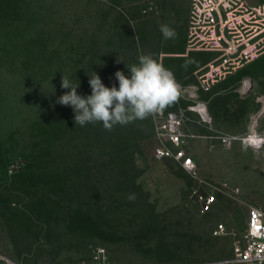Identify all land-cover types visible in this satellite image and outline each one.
<instances>
[{
    "label": "rangeland",
    "instance_id": "1",
    "mask_svg": "<svg viewBox=\"0 0 264 264\" xmlns=\"http://www.w3.org/2000/svg\"><path fill=\"white\" fill-rule=\"evenodd\" d=\"M166 4L0 0V150L9 159L8 174L0 172V254L20 264H95L99 257L112 264H246L233 261L234 244L246 240L248 208L264 209V146L258 156L242 143L250 130L264 134V55L210 97L219 103L214 114L208 109L211 126L233 124L232 114L218 115L238 108L251 110V127L231 145L191 139L188 153L202 182L179 159L156 158L152 115L108 131L99 122L76 125L71 106L57 103L71 90L61 87L62 75L86 97L93 72L118 87L112 76H127L134 53L154 57L162 45L179 44L175 28L176 37L161 45ZM14 5L19 13L7 17ZM227 102L229 110L220 109ZM54 123L62 128L55 158L34 149ZM196 187L216 198L203 214ZM219 224L226 232L215 235Z\"/></svg>",
    "mask_w": 264,
    "mask_h": 264
},
{
    "label": "built area",
    "instance_id": "2",
    "mask_svg": "<svg viewBox=\"0 0 264 264\" xmlns=\"http://www.w3.org/2000/svg\"><path fill=\"white\" fill-rule=\"evenodd\" d=\"M187 1L190 4L188 49L212 52L215 55L198 70L196 82L184 84L176 79L180 85L179 95L175 101L180 104L178 109H164L152 115L157 141L154 155L158 159H179L183 168L194 178L199 179L198 164L188 153L191 139L198 135L187 131L186 124L189 122L207 124L212 133L204 137L219 140L224 145H231L234 140L243 138L241 135L231 134L211 126L210 118L208 119L200 109H208V101L204 99V94L212 92L217 83L264 54V1L256 3L248 0ZM169 70L173 73L171 69ZM190 112L196 113L197 118H192ZM258 134L264 136V134ZM194 196L198 210L202 214L208 212L216 200L214 193L202 187L194 189ZM246 231L245 242L234 244L233 261L264 264V209L262 207L248 208ZM225 232L224 224H219L214 229L215 235H222ZM0 264L20 263L0 254ZM95 264L112 263L106 262L104 257H99V261ZM215 264H222V262Z\"/></svg>",
    "mask_w": 264,
    "mask_h": 264
},
{
    "label": "clouds",
    "instance_id": "3",
    "mask_svg": "<svg viewBox=\"0 0 264 264\" xmlns=\"http://www.w3.org/2000/svg\"><path fill=\"white\" fill-rule=\"evenodd\" d=\"M160 32L165 39H174L176 32L168 25H161ZM117 62H121L117 59ZM186 67V65H185ZM130 77L122 71L115 73L118 87H106L99 75L89 76L91 94L78 95V84H73L62 75L61 87L71 89L59 97L57 103L71 106L75 124L102 123L111 131L115 125H127L136 120H144L172 105L178 98L179 87L174 74L151 54H140L138 64L128 68ZM264 146V136L250 135L242 143V149L252 147L259 156ZM130 200L135 195L129 196Z\"/></svg>",
    "mask_w": 264,
    "mask_h": 264
},
{
    "label": "crops",
    "instance_id": "4",
    "mask_svg": "<svg viewBox=\"0 0 264 264\" xmlns=\"http://www.w3.org/2000/svg\"><path fill=\"white\" fill-rule=\"evenodd\" d=\"M166 3H167L166 6L164 7L162 6L161 10L163 14H168V15L167 17L162 18L161 21L164 22L161 25H171V28L174 29L175 31L178 30L175 28H179V32H181L180 34L181 42L179 44L175 43V44H171V45L167 44L163 46L162 44L164 43L163 42L164 37L161 33V38H162L161 51L159 50L156 51L155 53L156 55L154 56V58H156L159 62H161L165 67L171 69L178 81L183 82L184 84H191L196 82V74L198 70H200L207 62H209L214 57L215 54L212 52L192 51L188 49L187 39H188V21H189V10H190L189 2L187 0H166ZM152 18L153 19L150 20L151 21L150 23L156 25L157 19L154 16H152ZM152 28H157V27L153 26ZM136 53H134V55L131 57L129 66L138 64L139 54ZM128 68L125 69V71L127 76L130 77V72ZM122 72L125 73L123 70ZM236 72L233 73L231 76L236 74ZM231 76L228 78L229 80L227 79L218 83V85L213 88L212 91L213 93H206L203 95L204 99L208 101L207 107L208 109H210V112L212 114H214L215 112H212L211 110L213 108H216V106L218 107L219 103L216 100L210 103V97H214V95L216 96L217 93L224 90V89L216 90V88L217 87L221 88L222 86H225L227 82L230 81ZM245 86L246 85L244 84L243 89H245ZM179 105L180 104L174 102L172 105L168 106L166 110H176L178 109ZM224 105L225 107L220 106V109H224V108L228 109L229 107L228 102L224 103ZM208 109L205 110L207 113V118L209 119L210 114ZM236 109L233 111L230 110L229 112H225L224 114L219 113L218 115L228 118L232 114L233 117L236 118L233 124L230 123L227 124L228 122L225 120L223 123L222 121H220L221 123L219 122L215 126L213 124V126L218 127V129L220 128V130H223L221 128H224L225 130L223 131L225 132L243 136L251 127V123L249 120V115L251 110L249 109L248 112L242 113V112H237L239 109L238 108ZM189 114L192 118H197V116L195 115L196 113L190 112ZM215 116L217 115L215 114ZM186 125L192 128L189 129V127H187L188 128L187 131L198 135L195 138H205L204 136L209 134L208 132L209 128L207 124L204 123L198 124L195 122H189ZM192 126L193 127L196 126V129L194 130ZM250 131L253 132L252 130Z\"/></svg>",
    "mask_w": 264,
    "mask_h": 264
},
{
    "label": "trees",
    "instance_id": "5",
    "mask_svg": "<svg viewBox=\"0 0 264 264\" xmlns=\"http://www.w3.org/2000/svg\"><path fill=\"white\" fill-rule=\"evenodd\" d=\"M11 8V7H10ZM15 5L14 7H12V9H9L8 12L6 13V16H10V14L12 13L14 16H17V11L15 10ZM264 55V54H263ZM263 55L259 56L258 58H256L255 60L259 59L260 57H262ZM254 60V61H255ZM252 61V62H254ZM250 62V63H252ZM248 63V64H250ZM246 64V65H248ZM245 65V66H246ZM243 66V67H245ZM241 69V68H240ZM117 71L114 72V75L112 76L113 78H115V73ZM232 75V74H231ZM231 75H229L227 78H225L224 80H227ZM232 78V76H231ZM230 78V79H231ZM116 80V78H115ZM222 80V81H224ZM229 80V79H228ZM220 81V82H222ZM219 82V83H220ZM218 85V83L215 85V87ZM210 93H213V92H210ZM62 131V128L60 127V123H54L53 125H51V129H49L45 135H44V138H43V141L41 142H38L36 144V146H34V149H38L40 150L41 152L43 151V153L45 152V155L47 156H51V157H56V152H58L59 148L61 145L59 144V136H60V133ZM63 147V146H62ZM35 149V150H36ZM39 156V155H38ZM39 158H41L39 156ZM8 166H9V159L2 153V151L0 150V172L2 173V175H7L8 174Z\"/></svg>",
    "mask_w": 264,
    "mask_h": 264
},
{
    "label": "bare ground",
    "instance_id": "6",
    "mask_svg": "<svg viewBox=\"0 0 264 264\" xmlns=\"http://www.w3.org/2000/svg\"><path fill=\"white\" fill-rule=\"evenodd\" d=\"M248 83H249V81H246V82H245V85H247ZM200 110H201L202 113L207 117V113H206L205 108H201ZM256 134H257V133H256L255 131L250 132V133L245 137V139H246L247 137H249L250 135H256Z\"/></svg>",
    "mask_w": 264,
    "mask_h": 264
}]
</instances>
